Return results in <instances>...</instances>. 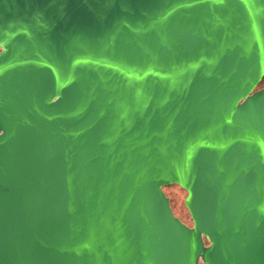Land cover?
<instances>
[{"label":"water","instance_id":"water-1","mask_svg":"<svg viewBox=\"0 0 264 264\" xmlns=\"http://www.w3.org/2000/svg\"><path fill=\"white\" fill-rule=\"evenodd\" d=\"M263 76L264 0H0V264H264Z\"/></svg>","mask_w":264,"mask_h":264},{"label":"rangeland","instance_id":"rangeland-1","mask_svg":"<svg viewBox=\"0 0 264 264\" xmlns=\"http://www.w3.org/2000/svg\"><path fill=\"white\" fill-rule=\"evenodd\" d=\"M264 88V78L256 86L254 91ZM164 194L169 200V204L172 210L173 215L178 218L182 223L188 227L193 226L192 219L187 208L184 205V200L187 196V192L176 184H171L162 188ZM205 244H208V241L205 239ZM198 264H204L201 260Z\"/></svg>","mask_w":264,"mask_h":264},{"label":"flooded vegetation","instance_id":"flooded-vegetation-1","mask_svg":"<svg viewBox=\"0 0 264 264\" xmlns=\"http://www.w3.org/2000/svg\"><path fill=\"white\" fill-rule=\"evenodd\" d=\"M263 78H264V76L262 77V79H263ZM262 79L260 80V82L262 81ZM260 82H259V83H260ZM259 83H258V84H259ZM258 84H257V85H258ZM255 88H256V87H255Z\"/></svg>","mask_w":264,"mask_h":264}]
</instances>
